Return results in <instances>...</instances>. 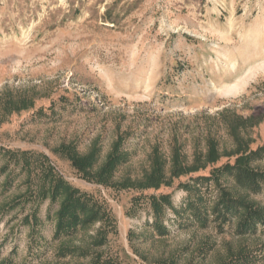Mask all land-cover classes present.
Returning <instances> with one entry per match:
<instances>
[{"label":"rangeland","instance_id":"374dc122","mask_svg":"<svg viewBox=\"0 0 264 264\" xmlns=\"http://www.w3.org/2000/svg\"><path fill=\"white\" fill-rule=\"evenodd\" d=\"M237 116L251 119L238 141ZM118 138L128 160L101 174ZM260 147L264 0H0V264H223L242 248L264 264V223L237 236L235 220L219 231L176 213L186 183ZM251 166L264 171V155ZM48 174L104 219L54 238L60 202L39 194ZM233 185L224 175L201 191ZM250 198L264 206V186Z\"/></svg>","mask_w":264,"mask_h":264},{"label":"trees","instance_id":"16d2710c","mask_svg":"<svg viewBox=\"0 0 264 264\" xmlns=\"http://www.w3.org/2000/svg\"><path fill=\"white\" fill-rule=\"evenodd\" d=\"M16 103L8 98L6 109L10 112ZM253 120V119H252ZM251 119L242 116L234 117L228 125L229 133L239 140L240 132L243 126ZM264 155V147L252 150L246 154L237 157L234 164H228L223 167L216 175L213 176H197L193 178V182L185 184L189 194L176 213L185 223L197 222L202 227L209 226L210 222H215L218 230L223 231L227 223L235 220L234 234L237 236H245L256 231L259 224L264 223V206L259 202L250 198L251 193L259 192L264 186V171L256 170L251 163ZM128 160V153L122 148V140L118 138L109 153V156L102 167V173H109L118 165ZM178 162L175 161V164ZM165 163L161 160H155L156 173L161 175L164 172ZM228 175L234 179V185L230 187H219L217 196L209 200L201 191V186L210 183L219 182L221 176ZM8 177V182L10 181ZM146 180L142 181V185L151 184L153 176L148 175ZM39 194L42 198H50L52 202L59 201V208L56 212V223L54 238L72 237L82 230L92 227L97 221H102L104 215L100 205L89 196L78 194L74 187L65 179H55L51 174L46 175L41 180ZM154 200L155 221L152 227L163 236L168 234L169 227L164 224L161 213L164 210L163 200ZM24 221L31 224L33 230L37 223V214L25 216ZM183 223V222H182ZM102 230L98 231V235L91 236L96 239ZM81 250L79 247L61 244L59 253L63 256L67 254L77 253ZM86 254V251H80ZM254 259V256L245 252L242 248L235 256L223 264H247ZM232 262V263H231Z\"/></svg>","mask_w":264,"mask_h":264}]
</instances>
